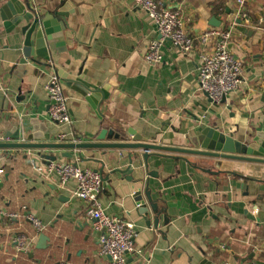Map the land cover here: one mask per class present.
Returning <instances> with one entry per match:
<instances>
[{"label":"crops","instance_id":"crops-1","mask_svg":"<svg viewBox=\"0 0 264 264\" xmlns=\"http://www.w3.org/2000/svg\"><path fill=\"white\" fill-rule=\"evenodd\" d=\"M8 1L0 0V9ZM157 1L181 10L193 37L236 23L230 47L245 69L238 92L225 103L214 104L199 91L204 53L199 44L186 54L166 41L163 63L148 64L145 55L158 36L149 16L133 0H28L41 14L55 12L65 3L73 13L64 32L65 51L52 52L47 69L29 66L23 78L15 75L23 57L22 39L0 29V139L29 142L34 120L37 126L45 123L50 142L58 144L133 143L126 132L132 129L147 143L172 149L154 152L142 168L135 160L138 168L132 175L140 183L134 185L112 172L125 170L130 154L141 151L85 149L75 151L74 157L80 152L81 168L103 171L102 208L107 215L123 216L136 225L135 243L143 249L145 264H200L205 258L216 264H264V164L184 151L196 150L190 138L198 135L201 125L220 127L226 134L232 129L243 141L258 126L264 110V0H247L243 11L248 21L235 17L237 0ZM58 70L99 92L90 103L61 80L72 126L53 123L48 116L45 86ZM97 103L96 110L92 104ZM104 129L122 139L99 141ZM17 133L19 141L13 139ZM61 134L67 137L59 141ZM41 142L48 143H34ZM67 151H1L0 210L23 217L0 219V264H109L99 253L86 205L74 195L75 182L62 187L58 175L48 173L46 156L70 162L63 156ZM134 191H140L147 204V218L136 210ZM24 206L47 226L43 233L50 239L47 248H38L40 236L25 219ZM79 222L88 226L76 230ZM15 233L33 239L28 253L14 249L10 240Z\"/></svg>","mask_w":264,"mask_h":264},{"label":"built area","instance_id":"built-area-1","mask_svg":"<svg viewBox=\"0 0 264 264\" xmlns=\"http://www.w3.org/2000/svg\"><path fill=\"white\" fill-rule=\"evenodd\" d=\"M133 3L146 12L158 36V39L150 42L145 55L148 64L158 66L163 63L162 47L166 41H170L175 48L186 54L191 53L199 44L204 48L199 67V91L207 94L214 104H222L223 100L239 91L245 69L243 60L236 58L230 47L235 22L229 28H211L193 37L187 33L181 10L168 9L157 0H133ZM246 3L247 0H237L238 11L235 17L248 21L243 11ZM2 89L0 83V91ZM45 89L51 122L72 126L73 121L63 84L56 72L51 75ZM261 94L264 98V86ZM66 137L65 134H61L58 139L65 140ZM80 161L79 155L70 162L49 161L48 173H56L62 187L71 181L75 182L74 195L86 205L87 215L93 223L92 232L97 237L99 253L106 259L110 258L109 264H129L130 260L137 264H145L147 259L144 257L143 249L135 243L136 225L123 216H109L104 212L100 202L102 175L95 170L81 168L78 165ZM0 174L2 175L3 171H0ZM22 210L27 212L24 217L35 229L37 237L43 234L47 226L37 215L28 211L26 206L22 207ZM22 217L20 212L6 213L0 210L1 220L13 221ZM32 241L33 239L24 233H15L10 240L18 254L28 253Z\"/></svg>","mask_w":264,"mask_h":264},{"label":"water","instance_id":"water-1","mask_svg":"<svg viewBox=\"0 0 264 264\" xmlns=\"http://www.w3.org/2000/svg\"><path fill=\"white\" fill-rule=\"evenodd\" d=\"M72 13L73 11L69 8L68 3L63 4L59 10L49 14L39 13L30 5L28 0H9L2 6L0 9V29L4 28L7 35L14 39L21 38L23 42V57L15 67L16 76L23 78L28 67L31 65H38L46 69L51 67L50 63L53 60L52 52L56 51L62 53L65 51L66 42L64 32L69 29L68 17ZM56 74L60 77L65 86L79 92L88 102L91 103L93 102L92 100L97 98L99 92L86 88L77 81L76 76L64 70H58ZM80 88L84 89L81 90ZM205 95L208 97L207 94ZM227 99L228 97L223 100L222 103H225ZM209 101L213 103L211 99H209ZM92 106L94 109H98V103L96 106L93 104ZM38 124V120L31 122L32 127L29 128L31 134L27 137V141L29 142L5 143L2 141L7 138L0 139V156L2 154L1 151L10 149L68 150L63 156L70 160L74 158L75 151L85 149L141 151V155L137 152L130 154L128 157L129 166L125 170L118 168L112 172L113 174H121L128 182L135 185L141 182L140 180H136L132 175L134 170L138 168L134 166L136 163L135 160H137L139 168H142L144 163L146 164L148 162V159L154 152L172 151V149L169 148L147 143L144 138L137 135L132 129H128L126 132L132 136L133 143H51V134L48 133V128L45 123L40 126H37ZM107 137L115 140L122 139L120 134H115L112 130L104 129L98 137V140L103 141ZM13 139L19 141V133L15 134ZM41 140L48 141V143H34L35 141ZM190 140L192 144L196 146V150H184L186 153L264 164V110L258 118V126L247 135V139L244 141L236 139L232 129H229V133L226 134L220 127L203 125L198 128V135L194 138H190ZM178 151L183 152V150ZM78 155L82 157L80 152ZM46 158L52 162L56 161L55 157L46 156ZM95 171L99 172L101 175L103 173L102 170ZM5 178H8V176L6 175ZM2 186L3 183L0 180V189ZM134 187L135 186H133V189ZM133 200L137 206V212L147 218L149 211L140 191H135ZM147 225L148 227L151 226L150 220L147 221ZM87 226V222H79L76 230H83ZM49 241L50 239L48 236L41 234L38 248H47ZM107 259L110 261L109 257ZM200 264L216 263L205 258Z\"/></svg>","mask_w":264,"mask_h":264}]
</instances>
